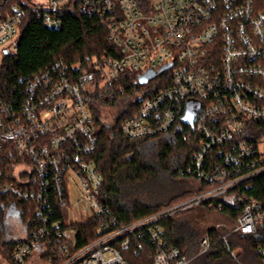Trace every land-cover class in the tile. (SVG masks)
Here are the masks:
<instances>
[{
  "label": "built area",
  "instance_id": "2783aa9c",
  "mask_svg": "<svg viewBox=\"0 0 264 264\" xmlns=\"http://www.w3.org/2000/svg\"><path fill=\"white\" fill-rule=\"evenodd\" d=\"M71 3L102 20L113 47L82 71L54 60L16 99L0 96V210L12 260L24 264L34 253L43 264H192L211 246L207 234L187 256L168 243L160 221L206 203L238 209L221 239L264 241V190L250 192L264 176V0H149L146 8L136 0H18L0 18V64L17 47L26 10L57 28ZM148 70L151 79L165 71L159 79L168 82L150 96L133 90L140 102L120 131L134 140L187 126L198 146L186 171L207 188L121 224L99 199L94 114L124 94L126 71L137 81ZM73 184L75 206H83L66 216ZM11 203L19 216H5ZM79 225H87L82 243ZM257 255L264 264V244Z\"/></svg>",
  "mask_w": 264,
  "mask_h": 264
},
{
  "label": "trees",
  "instance_id": "16d2710c",
  "mask_svg": "<svg viewBox=\"0 0 264 264\" xmlns=\"http://www.w3.org/2000/svg\"><path fill=\"white\" fill-rule=\"evenodd\" d=\"M16 1L0 0V18ZM136 1L144 8L149 4V0ZM112 47L102 20L93 14L79 12L75 3L66 7L57 28L46 27L35 14L26 10L17 47L1 60L0 96L16 99L24 82L32 74L48 68L54 60H61L69 67L79 64V71H82L88 68L87 62L91 57L109 53ZM163 75L166 76L165 71L147 84H140L130 71H126L120 81L125 92L109 105L114 109L110 121L103 119L100 112L94 114L97 142L93 159L102 178L99 199L121 224L146 217L207 188L186 171L198 146V135L187 126L182 130L174 126L161 134L134 140L125 138L120 131L121 122L136 111L140 102L132 95L133 90L144 92L143 97L150 96L168 82L163 83L159 79ZM253 185L252 194L257 189L264 190V176L256 179ZM199 207L209 213H220L224 219L223 226L201 230L192 218H188L190 216L184 215ZM186 212L163 219L160 224L165 228L168 243L177 246L187 256L198 251L200 237L207 234L211 246L192 264H260L257 248L264 241L238 233L221 239L228 226L236 220L238 209L225 204L221 208L216 204L210 208L206 203ZM29 217L30 214H26L24 218ZM3 224L4 216L0 210V256L6 264H17L11 258L13 244L4 240ZM86 227H77L81 243L85 239ZM227 246L237 252L235 258L231 257ZM131 263L135 264L132 260Z\"/></svg>",
  "mask_w": 264,
  "mask_h": 264
},
{
  "label": "rangeland",
  "instance_id": "374dc122",
  "mask_svg": "<svg viewBox=\"0 0 264 264\" xmlns=\"http://www.w3.org/2000/svg\"><path fill=\"white\" fill-rule=\"evenodd\" d=\"M151 3H156V0H150ZM196 101L195 100H189L186 104L187 110H186V118L188 120L192 119V111L195 110V106H196ZM108 108H102L100 110V116L103 119H106L108 121H110L111 117L113 116V111L114 109L111 106H107ZM191 113H190V112ZM189 182H191L190 180H188ZM187 181V183H189ZM189 184H192L189 183ZM68 195H69V205L66 207L65 209V215L66 216H73L72 212L74 214L77 215L78 213V208L83 206V203L79 202L78 206H75L76 201H78V187L73 185H70L68 188ZM203 207H199L196 210H193L191 212H186L184 213V215L186 216H190L188 218H192V220L199 226V228L201 230H204L208 227H220L223 226L224 224V219H222L220 213L218 212H212L209 213L207 212L205 209H202ZM30 213L29 210H27V214ZM194 213L196 216H194ZM187 218V219H188ZM82 218L80 216L76 217V220H81ZM202 237V236H201ZM200 237V238H201ZM237 253V252H236ZM0 264H6L1 256H0ZM24 264H43L41 262V260H38V258L34 255V253L32 254V256L30 257L29 261H27Z\"/></svg>",
  "mask_w": 264,
  "mask_h": 264
},
{
  "label": "water",
  "instance_id": "95a60500",
  "mask_svg": "<svg viewBox=\"0 0 264 264\" xmlns=\"http://www.w3.org/2000/svg\"><path fill=\"white\" fill-rule=\"evenodd\" d=\"M4 54L6 55L7 54V51H4ZM170 64L164 66L163 68H166L168 67ZM163 68H160L158 70V72H160ZM156 72L152 71V70H148L147 72L143 73V74H140L137 76V81L140 83V84H145L146 82H148V80H150L154 75H155ZM12 213L16 216H19L20 215V212L18 210H16L15 208V204L14 203H11L8 205L6 211H5V216L8 215V213Z\"/></svg>",
  "mask_w": 264,
  "mask_h": 264
},
{
  "label": "flooded vegetation",
  "instance_id": "af4514ba",
  "mask_svg": "<svg viewBox=\"0 0 264 264\" xmlns=\"http://www.w3.org/2000/svg\"><path fill=\"white\" fill-rule=\"evenodd\" d=\"M11 216H14V214H12L11 212H10V213H8V217H10V218H11Z\"/></svg>",
  "mask_w": 264,
  "mask_h": 264
}]
</instances>
